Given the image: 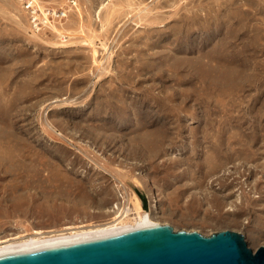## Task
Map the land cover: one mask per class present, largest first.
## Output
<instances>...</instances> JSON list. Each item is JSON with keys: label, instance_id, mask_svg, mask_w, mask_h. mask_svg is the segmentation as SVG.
<instances>
[{"label": "rangeland", "instance_id": "obj_1", "mask_svg": "<svg viewBox=\"0 0 264 264\" xmlns=\"http://www.w3.org/2000/svg\"><path fill=\"white\" fill-rule=\"evenodd\" d=\"M36 2L65 14L0 0V241L133 217L137 189L264 246V0Z\"/></svg>", "mask_w": 264, "mask_h": 264}, {"label": "water", "instance_id": "obj_2", "mask_svg": "<svg viewBox=\"0 0 264 264\" xmlns=\"http://www.w3.org/2000/svg\"><path fill=\"white\" fill-rule=\"evenodd\" d=\"M136 193L148 210L147 196ZM0 264H264V246L253 252L233 231L202 236L168 224L143 223L0 250Z\"/></svg>", "mask_w": 264, "mask_h": 264}, {"label": "bare ground", "instance_id": "obj_3", "mask_svg": "<svg viewBox=\"0 0 264 264\" xmlns=\"http://www.w3.org/2000/svg\"><path fill=\"white\" fill-rule=\"evenodd\" d=\"M17 2V1H16ZM74 37V35H72ZM86 41L83 42L84 45H89L92 47L95 53V45L93 41L89 38H85ZM137 202V210L133 214H136L133 217L127 218L130 213L128 209H125L120 216L115 218L110 222H106L100 225L89 226V227H78V228H69L67 231H59V232H43V231H33V234L26 237H11L9 239L0 241V250L15 248L35 243L41 242H50V241H60L65 239H71L75 237L101 233L106 231H113V230H121L130 227H134L143 223H155L152 221L150 216L141 209L140 202L136 199ZM143 214H140L142 213Z\"/></svg>", "mask_w": 264, "mask_h": 264}, {"label": "built area", "instance_id": "obj_4", "mask_svg": "<svg viewBox=\"0 0 264 264\" xmlns=\"http://www.w3.org/2000/svg\"><path fill=\"white\" fill-rule=\"evenodd\" d=\"M21 6L28 16L30 28L37 31L50 27L53 18L65 14V10L54 11L52 8L40 7L36 0H21Z\"/></svg>", "mask_w": 264, "mask_h": 264}]
</instances>
